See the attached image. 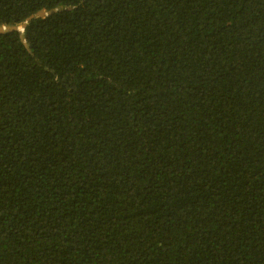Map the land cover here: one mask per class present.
Instances as JSON below:
<instances>
[{
  "label": "trees",
  "instance_id": "obj_1",
  "mask_svg": "<svg viewBox=\"0 0 264 264\" xmlns=\"http://www.w3.org/2000/svg\"><path fill=\"white\" fill-rule=\"evenodd\" d=\"M59 7L0 35V264H264V0L0 25Z\"/></svg>",
  "mask_w": 264,
  "mask_h": 264
},
{
  "label": "water",
  "instance_id": "obj_2",
  "mask_svg": "<svg viewBox=\"0 0 264 264\" xmlns=\"http://www.w3.org/2000/svg\"><path fill=\"white\" fill-rule=\"evenodd\" d=\"M63 10L64 9L62 7H59L58 9L50 10V11L42 10V11L38 12L36 15L30 16L28 18V20L21 25H5V26L0 25V35L18 32L21 34L20 36H21L22 41H24L25 36L23 33H24L25 29L27 28L29 22H31L35 19H45L49 16L56 14L57 12L63 11ZM66 10H71V8H67ZM26 47L29 48V46L27 44H26Z\"/></svg>",
  "mask_w": 264,
  "mask_h": 264
}]
</instances>
